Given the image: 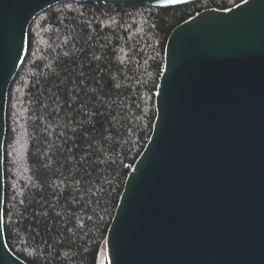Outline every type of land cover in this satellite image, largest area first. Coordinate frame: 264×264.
<instances>
[{"label":"water","instance_id":"95a60500","mask_svg":"<svg viewBox=\"0 0 264 264\" xmlns=\"http://www.w3.org/2000/svg\"><path fill=\"white\" fill-rule=\"evenodd\" d=\"M198 0H0V264L9 89L29 29L66 2L174 7ZM153 133L108 231L109 264H264V0L207 9L166 48Z\"/></svg>","mask_w":264,"mask_h":264},{"label":"trees","instance_id":"16d2710c","mask_svg":"<svg viewBox=\"0 0 264 264\" xmlns=\"http://www.w3.org/2000/svg\"><path fill=\"white\" fill-rule=\"evenodd\" d=\"M66 2L40 14L8 96L5 234L27 264H98L149 143L172 32L207 9Z\"/></svg>","mask_w":264,"mask_h":264},{"label":"snow or ice","instance_id":"6c2138e0","mask_svg":"<svg viewBox=\"0 0 264 264\" xmlns=\"http://www.w3.org/2000/svg\"><path fill=\"white\" fill-rule=\"evenodd\" d=\"M166 3H178L179 0H165ZM98 264H109L108 261V242L105 241L102 246L99 247L95 257Z\"/></svg>","mask_w":264,"mask_h":264}]
</instances>
